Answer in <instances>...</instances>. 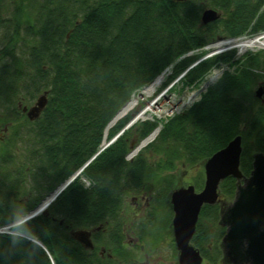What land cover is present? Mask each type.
Masks as SVG:
<instances>
[{
	"label": "trees",
	"instance_id": "1",
	"mask_svg": "<svg viewBox=\"0 0 264 264\" xmlns=\"http://www.w3.org/2000/svg\"><path fill=\"white\" fill-rule=\"evenodd\" d=\"M205 9L217 11V21L203 25ZM261 33L264 0H0V223L35 209L73 176L99 149L121 108L165 70L164 85L186 72L182 82L191 86L223 64L234 67L131 159V143L159 123L144 120L124 131L46 214L30 219L43 247L30 254L24 244L0 256V264H142L139 244L152 247L172 219L168 196L177 182L166 171L181 161L195 166L239 135V169L248 177L254 155L264 153V104L254 95L264 82V51L235 61L229 51L192 65L211 43ZM43 92L46 105L30 121L25 109ZM203 181L202 173L193 180L197 191ZM236 187L235 179H224L221 203L201 209L192 244L205 264H223L220 209ZM141 193L147 207L126 219V198ZM78 229L92 230V249L71 237ZM131 237L132 249L126 246ZM8 247L7 238L0 240V250Z\"/></svg>",
	"mask_w": 264,
	"mask_h": 264
},
{
	"label": "water",
	"instance_id": "2",
	"mask_svg": "<svg viewBox=\"0 0 264 264\" xmlns=\"http://www.w3.org/2000/svg\"><path fill=\"white\" fill-rule=\"evenodd\" d=\"M219 16L217 11L205 9L201 14V23L203 25L213 23ZM255 97L264 103V83L258 87ZM46 102L45 96L38 97L34 106L25 111L28 119L31 121L37 119ZM130 125L127 124L116 137ZM112 142L109 141L88 163ZM241 144V137L236 136L224 148L204 161V184L200 191L197 192L193 185H188L174 188L169 194L168 203L173 213L171 228L177 252V264H204L198 249L191 241L202 207L221 203L219 186L228 177L237 181V187L233 200L229 204H222L220 209L219 223L225 228V234L220 242L222 262L223 264H264V153L254 155L250 175L244 177L239 169ZM132 146L133 143L130 147ZM81 171L76 172L73 178ZM68 184L69 180L59 185L30 212L31 216L25 219L30 220L39 214H46L47 207L55 200V194L62 192ZM50 196H53L52 201L44 202ZM90 236L91 232L83 229L71 232V237L84 249L93 248Z\"/></svg>",
	"mask_w": 264,
	"mask_h": 264
},
{
	"label": "rangeland",
	"instance_id": "3",
	"mask_svg": "<svg viewBox=\"0 0 264 264\" xmlns=\"http://www.w3.org/2000/svg\"><path fill=\"white\" fill-rule=\"evenodd\" d=\"M252 36H254V35H250V36H246L245 35V36H240L238 38L242 39V38H247V37H252ZM231 39H236V38H231ZM226 41L227 40H218V41H216L214 43H211L208 46H206L202 50V51H205L206 52V55H204L203 57H206V56H211L212 57V56H215V55H219V54H223V53H228L229 51L230 52L233 51L234 52V55H233L232 58H233V61H235V60L240 59L245 54H248V53H252L253 54V53L259 52L261 50L264 51V49H258V50H255V51L249 50L246 53H244V54H242V55H240V56L237 57L236 56V51L237 50H235V49L232 50V49L226 48L224 50H220L218 52H214V50L211 48V46L214 45V44H217V43H220V42H226ZM198 53H199V51L198 52H195L193 54H198ZM203 57H201V58H203ZM215 69H222V74H223L224 71H231L232 72L234 70V67H230L229 65H224L223 64L219 68H215ZM168 76H169L168 73L163 74V78H162V81H161L160 85L158 86V88L150 96H146V97L145 96H143V97L140 96L139 97V94L142 91V89H141L140 91H138L136 94H134L131 97V99L134 96L139 97L138 101L134 105L133 111L135 113L141 111L144 107H146V105H148V103H151L152 101L153 102H156V105L153 104V108L154 109H153L152 113H149L144 118V120L156 121L157 123H159L160 125H162L163 123L167 122V120L169 118H171V117H173V116H175L177 114H180L183 111L187 110L189 107H191L192 104H194L195 102H197L200 99V96L206 91L205 90L204 92L198 93L201 90L203 84L206 82L207 76H205L196 85H191V86H188L184 82H182L183 81L182 80V77H178L177 79L173 80L172 82L168 83L167 85H164V82H165V80H166V78ZM262 83L263 82H258L255 85V87H254V93L257 91L258 87ZM189 95H193V99L188 104H186L185 106H182V101H186ZM170 101L171 102L173 101V103L170 104ZM33 106L34 105H31V107H33ZM159 106H161V107H159ZM30 108L25 109V110L28 111ZM170 108H173V111H171V112L169 111L167 113L164 112V110L170 109ZM115 124L111 128H109L107 131L105 129L104 134H103L102 141L103 140H106L107 143L110 141V139L108 138V133L115 126ZM131 127L132 126L130 125L127 129H129ZM123 132L121 133V135L123 134ZM3 134H4V129L2 128L0 130V138L3 136ZM132 143H133V146L131 148L134 150L136 148V146L139 145L140 142L136 145L135 144V140H134ZM147 145H145V147ZM104 146L105 145H103V142H102L101 145H100V147H99V150L100 149H103ZM145 147H143L142 149H144ZM133 150L131 152H133ZM94 156H92L90 159H92ZM133 156H135V155H133ZM133 156L129 154L127 156V159H131ZM204 161L200 162L199 164H197L195 166H191V167L187 166L186 164H184L181 161L178 164H176V166H174L170 171H166V172H170L171 174H174L175 177H176L177 184L175 185L174 188H176V187H186L188 185H193L192 184L193 180L196 177L200 176L201 173L203 174V163H204ZM87 163H85L77 172H79L80 170L83 171L90 164V163H88V164ZM82 171H81V173H82ZM203 177H204V174H203ZM85 185H88V183L85 182ZM168 198H169V196H168ZM147 205H148V198H147V196H144L143 193L138 194L137 196H135V195H129L126 198L125 203H124V207H123V212H124L125 218L127 219L130 216H134L136 214L142 213L145 210V207H147ZM159 235H160L159 236V239L154 242V245L152 247L150 245L139 244V251H138V253H139V255L142 256V262L141 263L142 264H177V252H176V249H175V246H174V242H173V235H172L171 223L169 224V226L167 228L161 229V231L159 232ZM132 243H133V238L132 237L131 238H128V240L126 242L127 248L132 249V247H133L132 245L134 244V243L133 244Z\"/></svg>",
	"mask_w": 264,
	"mask_h": 264
},
{
	"label": "bare ground",
	"instance_id": "4",
	"mask_svg": "<svg viewBox=\"0 0 264 264\" xmlns=\"http://www.w3.org/2000/svg\"><path fill=\"white\" fill-rule=\"evenodd\" d=\"M211 48L214 50V52H218V51L224 50L226 48H229V49H232V50L235 49V50H237L236 51V56L238 57V56L246 53L249 50L255 51V50H258V49H264V33H261V34H258V35H254L252 37H247V38H242V39L236 38V39H231V40L226 41V42H220V43L212 45ZM166 73L169 74L168 70H165V72L161 73L152 83H150L149 85L145 86L142 89L141 93L139 94V97L140 96H142V97L143 96H145V97L146 96H150L158 88V86L160 85V83L162 81L163 74H166ZM211 84L212 83L205 82L203 84L201 90L198 93L204 92ZM41 96L47 97V93L43 92L39 97H41ZM139 97L134 96L123 108H121V110L115 115V117L112 119V121L107 126L106 131L109 128H111L117 121H119L120 119H122V118H124L126 116H130L129 121L127 122V124L130 123L131 126H133V125H135V124H137L139 122H142L144 120V118L149 113H152V111L154 109L153 108V104L156 105V102H153V101L151 103H148V105H146V107H144L141 111H139L137 113H135L133 111L134 105L138 101ZM192 99H193V95H189L186 101H182V106H185L186 104H188ZM172 103H173V101L172 102L170 101V104H172ZM159 107H161V106H159ZM169 111L170 112L173 111V108L164 110L165 113H167ZM25 117L28 119V117L26 115H25ZM159 125L157 126V128L149 136H147L145 139H143V141H141V143L138 146H136V148L132 152V156L135 155L143 147H145V145H147L148 143H150L151 141H153L156 138V136L158 135V133H159L161 127H162V125H160V126ZM120 136H121V134L118 137H116V136L111 137L110 141L111 140L113 141L111 144H113ZM102 142H103V145H106V143H107L106 140H103ZM98 152H99V149L96 151V153L94 155H96ZM88 161H89V159L86 161V163ZM76 178L77 177L73 178V176H71L68 179H66V181L69 180V184L67 185V187L69 185H71L76 180ZM80 182L82 184H84V187H88V185H85V182H86L85 179H83V178L80 179ZM64 186H66V184ZM67 187H65V189ZM60 192L55 194V200L62 193V192L61 193ZM52 199H53V196H50L44 202L52 201ZM54 201H52L51 203H53ZM37 242H39V241H37Z\"/></svg>",
	"mask_w": 264,
	"mask_h": 264
},
{
	"label": "clouds",
	"instance_id": "5",
	"mask_svg": "<svg viewBox=\"0 0 264 264\" xmlns=\"http://www.w3.org/2000/svg\"><path fill=\"white\" fill-rule=\"evenodd\" d=\"M222 78V69H213L206 78L207 83H218ZM30 212L25 209L19 216L13 213L10 219L0 223V240L7 238L9 247L6 250H0V256L8 257L24 244L30 245L27 249L30 254H35L40 250L43 241L36 234L31 226ZM20 221H23L20 223ZM39 241V243H37Z\"/></svg>",
	"mask_w": 264,
	"mask_h": 264
},
{
	"label": "flooded vegetation",
	"instance_id": "6",
	"mask_svg": "<svg viewBox=\"0 0 264 264\" xmlns=\"http://www.w3.org/2000/svg\"><path fill=\"white\" fill-rule=\"evenodd\" d=\"M25 115H26V113H25Z\"/></svg>",
	"mask_w": 264,
	"mask_h": 264
}]
</instances>
